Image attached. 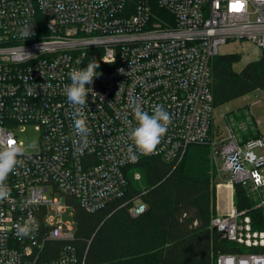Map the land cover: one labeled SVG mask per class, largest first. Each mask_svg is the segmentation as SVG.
Wrapping results in <instances>:
<instances>
[{
  "label": "built area",
  "instance_id": "built-area-1",
  "mask_svg": "<svg viewBox=\"0 0 264 264\" xmlns=\"http://www.w3.org/2000/svg\"><path fill=\"white\" fill-rule=\"evenodd\" d=\"M25 27L33 35L24 40ZM234 39L264 54V0H0V145L13 139L24 148L0 201V264H84L72 245L73 211L61 218L72 210L68 200L100 211L122 199L127 166L143 158L177 164L193 144L209 147L216 197L219 186L231 188L230 209L221 206L209 227L226 241L264 247V232L233 205L240 185L255 208L264 206V135L242 139L232 125L224 122V133L213 125L210 62ZM93 60L99 75L86 87L97 95L83 107L91 132L81 152L64 89L69 73ZM136 102L149 115L163 105L172 123L154 153L132 162ZM28 128L37 135L32 148L20 137ZM145 210L134 199L128 214ZM25 222L34 230L21 237ZM216 264H264V254L219 255Z\"/></svg>",
  "mask_w": 264,
  "mask_h": 264
},
{
  "label": "trees",
  "instance_id": "trees-1",
  "mask_svg": "<svg viewBox=\"0 0 264 264\" xmlns=\"http://www.w3.org/2000/svg\"><path fill=\"white\" fill-rule=\"evenodd\" d=\"M240 60L237 53L212 58L213 108L255 91L264 93V54L235 72L233 66ZM134 169L141 188L134 185V173L130 175ZM124 176L122 199L100 211L85 213L68 200L75 223L72 245L84 264H216L219 255L264 254V247L226 241L209 227L217 212L215 169L207 145H189L177 164L143 158L127 166ZM134 199L146 210L130 217L128 208ZM256 204L244 188L234 186L236 211L245 212L253 231L264 232V206L255 208Z\"/></svg>",
  "mask_w": 264,
  "mask_h": 264
},
{
  "label": "clouds",
  "instance_id": "clouds-1",
  "mask_svg": "<svg viewBox=\"0 0 264 264\" xmlns=\"http://www.w3.org/2000/svg\"><path fill=\"white\" fill-rule=\"evenodd\" d=\"M103 6V0H100ZM63 6L58 5L57 10ZM30 27H25L21 31V37L28 38L33 33ZM99 64L93 60L85 68L73 69L69 73L70 83L65 85V94L68 103L74 107L72 113L73 127L75 133L83 141L82 147L78 151H83L87 147V137L91 129L87 125V117L83 111V107L87 104V96L91 92L96 96L91 88L86 87L93 83L94 78L98 77L99 73L96 71ZM120 71H123L121 69ZM134 119L137 126L130 131V139L132 144L128 147V157L130 161L135 162L139 157L137 155H149L155 152L161 139L166 134L169 125L172 123V116L166 111L163 105H155L153 112L149 115L143 111L138 102L133 106ZM33 147L35 145H32ZM24 151L23 146L18 144L15 140L9 139L5 144L0 145V201L6 200L10 196V188L6 184V180L10 173L21 163L18 160ZM34 230V226L25 222L23 225H17V233L23 237L29 235Z\"/></svg>",
  "mask_w": 264,
  "mask_h": 264
},
{
  "label": "rangeland",
  "instance_id": "rangeland-1",
  "mask_svg": "<svg viewBox=\"0 0 264 264\" xmlns=\"http://www.w3.org/2000/svg\"><path fill=\"white\" fill-rule=\"evenodd\" d=\"M237 53L241 56L239 63L233 66L235 72H239L245 64L261 58L260 50L246 40L234 39L219 46L218 55ZM225 117V118H223ZM231 126L235 134L241 138L253 132L264 135V93L255 91L248 95L236 98L224 105L215 107L213 110V125L224 133L225 123ZM36 133L28 128L20 135L25 146L32 148L37 145ZM137 173L132 170L130 175ZM134 178V176H133ZM137 188L143 187L142 181L134 180ZM60 205H65V200L57 195ZM217 205V202H216ZM234 208V207H233ZM71 208L67 209L61 216L62 220H72ZM218 213V212H217Z\"/></svg>",
  "mask_w": 264,
  "mask_h": 264
},
{
  "label": "bare ground",
  "instance_id": "bare-ground-1",
  "mask_svg": "<svg viewBox=\"0 0 264 264\" xmlns=\"http://www.w3.org/2000/svg\"><path fill=\"white\" fill-rule=\"evenodd\" d=\"M230 196L231 188L230 186H219L218 187V207L224 206L227 210L230 209ZM221 211V210H220Z\"/></svg>",
  "mask_w": 264,
  "mask_h": 264
},
{
  "label": "crops",
  "instance_id": "crops-1",
  "mask_svg": "<svg viewBox=\"0 0 264 264\" xmlns=\"http://www.w3.org/2000/svg\"><path fill=\"white\" fill-rule=\"evenodd\" d=\"M251 133H253V132H251ZM254 134H258V133H254ZM258 135H260V134H258ZM218 197H216V202H217V205H218ZM216 205V212H218L219 214H223V213H225V209L224 208H219L218 206ZM221 210V211H220Z\"/></svg>",
  "mask_w": 264,
  "mask_h": 264
},
{
  "label": "snow or ice",
  "instance_id": "snow-or-ice-1",
  "mask_svg": "<svg viewBox=\"0 0 264 264\" xmlns=\"http://www.w3.org/2000/svg\"><path fill=\"white\" fill-rule=\"evenodd\" d=\"M242 7H243L242 4H236V5H234V8H235L236 10H240Z\"/></svg>",
  "mask_w": 264,
  "mask_h": 264
}]
</instances>
